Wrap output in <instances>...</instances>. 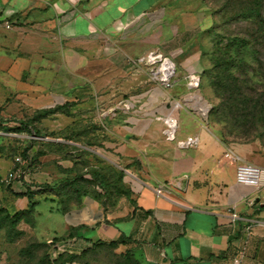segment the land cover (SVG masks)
I'll list each match as a JSON object with an SVG mask.
<instances>
[{"label": "crops", "instance_id": "0c3cea01", "mask_svg": "<svg viewBox=\"0 0 264 264\" xmlns=\"http://www.w3.org/2000/svg\"><path fill=\"white\" fill-rule=\"evenodd\" d=\"M169 1L0 0V49L17 48L39 64L30 72L38 81L30 84L31 102L36 109L63 106L64 126L82 129L77 139L49 138L45 158L9 188L49 184L55 196L82 174L80 195L70 199L56 233L75 240L70 255L117 241L137 264H264V185L238 183L237 163L224 154L250 160L248 145L224 142L203 120L211 104L187 81L201 68L200 54L174 51L171 88L139 61L160 43L148 36L164 32ZM169 117L178 123L175 139ZM190 136L197 144L182 147ZM72 148L83 152L74 162ZM98 170L116 171L121 181L111 178L104 188L92 174Z\"/></svg>", "mask_w": 264, "mask_h": 264}, {"label": "rangeland", "instance_id": "374dc122", "mask_svg": "<svg viewBox=\"0 0 264 264\" xmlns=\"http://www.w3.org/2000/svg\"><path fill=\"white\" fill-rule=\"evenodd\" d=\"M260 1H263L264 14V0ZM224 3L225 0H171L167 7L166 20L162 26L164 32L161 34V31H158L148 36L152 44L158 40V37L160 40V43L152 45L151 51H159L169 58L175 50L177 56H186L194 52L200 54L201 68L193 70L189 76L194 73L200 75V86L194 90L196 93L205 95L202 101L206 99L211 104L208 115L203 116V120L209 122L212 130L220 136L227 131L226 127L235 125V120L228 116V109L225 108L213 84L214 59L231 37H250L248 35L253 29V24L250 23L253 14L229 18L230 9L223 8ZM174 34H176L175 37ZM19 52L14 47L0 49V118L24 120L35 126L40 134L51 136L35 137L30 132L20 133L14 128V122H11L12 126L8 129L0 128V264H74V262L78 264H134L116 248H98V246L82 253L75 261L69 263L67 259L57 261L60 255L67 254L64 252L55 256L53 246L56 241L66 240V237L56 233L60 227L61 215L65 211L64 207L68 205L70 199L58 194L51 195L49 190L45 193L38 192L35 193L34 205L30 208L25 196L9 188L11 171H15L16 168H20L21 172L29 170L35 161L37 152L39 153L38 159L45 158L41 153H47L50 150L49 138L70 136L77 139L82 133V129L78 127L69 129L64 126L62 111L39 116L41 111L55 109L56 106L36 109V102H31L34 97L28 93V90L30 84L38 81L32 79L30 72L39 64L34 63L35 58L32 54H20ZM20 56H25L30 63L20 62ZM5 57L6 59L10 57L12 60H7L8 63H5ZM245 59L250 66H254V58L246 56ZM237 67L236 65L233 70L237 71ZM258 67L260 68L259 64ZM261 74L263 77L257 78ZM250 77L253 79L252 83L260 87L261 92L263 89L261 85H264V73L257 74L251 71ZM49 104L44 103L45 106ZM35 117L38 118L35 119ZM225 136L230 143H239L231 141L235 138L234 134ZM250 138L251 142L241 143L248 145L246 152L250 160L246 161L263 167L264 129L255 132ZM26 147H30L27 154L24 153ZM82 153L80 148H72L69 149L67 155L74 162L81 158ZM17 157H20L23 163H18ZM32 190L39 191L36 188ZM16 211L22 213L15 222H11L6 216L7 214L13 215Z\"/></svg>", "mask_w": 264, "mask_h": 264}, {"label": "trees", "instance_id": "16d2710c", "mask_svg": "<svg viewBox=\"0 0 264 264\" xmlns=\"http://www.w3.org/2000/svg\"><path fill=\"white\" fill-rule=\"evenodd\" d=\"M260 0H225L223 8H229V18H234L238 16H245L247 14H253V17L250 21L253 24V29L250 33V37L246 36H234L229 39V41L222 47L218 56L214 59L215 75L213 84L216 88V92L220 94V98L225 105V108L228 109V116L231 119H234L235 125L226 127L227 131H224L220 138L226 142L230 143V140L226 138L227 134H234L235 138L231 141H236L239 143L251 142L250 138L255 132H258L264 129V85H261V92L259 91L260 87L252 83L253 79L250 77V72L264 73V14L263 6ZM249 43V45H247ZM246 56H250L255 59L254 66L246 61ZM240 60V61H237ZM237 61V62H236ZM237 71H234L236 65ZM260 65V68L258 67ZM263 77L257 76V78ZM259 81L261 79H258ZM260 86V85H259ZM63 106H56L55 109L43 110L39 116H45L49 113H55L61 111ZM38 116V117H39ZM38 117H35L37 119ZM11 122H14V128L20 133L30 132L35 137H49L51 135L45 134L42 135L36 129L35 126L29 124L28 122L21 119H3L0 118V128L8 129L11 127ZM58 137V136H53ZM256 137V135H255ZM50 146L53 145L52 141H48ZM30 147H26L24 153L27 154ZM42 155L46 154L45 152L41 153ZM38 156V157H37ZM35 161L39 158V153L37 152ZM34 161V162H35ZM17 169V168H16ZM111 171V170H109ZM102 171L92 172L94 178L97 180L98 184L102 185L104 188H107L106 181L114 178L116 183L121 181L122 175L115 171V173ZM110 173V174H109ZM82 174L77 173L70 180L66 179L65 184L62 183L59 189L56 190V194L61 196H66V198H76L80 195L81 192V182ZM52 187L49 184L39 185L37 190L33 191L31 187L25 192H19L23 196H26L28 199V204L31 207L34 205L35 193H45L47 190H51ZM63 189H66L63 191ZM68 190V191H67ZM123 189H119V192ZM67 200V199H66ZM65 210L68 206L64 207ZM22 212L16 211L13 215L7 214V219L11 222H15ZM123 242V240L121 241ZM119 242L113 241L108 243L107 247L116 248ZM100 243L96 242L91 248L84 250L82 253H85L89 249H93L98 246ZM126 259L134 264H137L134 259L131 258L129 252L124 253ZM81 255H60L58 260L67 259V263L75 261L80 258ZM56 264V263H53Z\"/></svg>", "mask_w": 264, "mask_h": 264}, {"label": "built area", "instance_id": "2783aa9c", "mask_svg": "<svg viewBox=\"0 0 264 264\" xmlns=\"http://www.w3.org/2000/svg\"><path fill=\"white\" fill-rule=\"evenodd\" d=\"M0 26H2V21H0ZM139 61L143 64H146L151 68V75L154 81L162 84L166 88H171L174 85V77L176 74V65L174 61L164 56L161 52L152 50L145 56L141 57ZM201 77L197 74H191L189 76V86L191 89H196L200 86ZM168 126V136L171 139H175L176 131L178 128L177 120L173 117H169L166 120ZM197 144V138L194 136L188 137V139L184 142H180L182 147H190ZM224 159L226 161L236 162V179L238 183L244 184L246 186H250L256 189L261 188L264 185V168L260 165L254 164L252 162H248L240 155L235 153L232 150H227L224 154ZM18 163H23L20 157L16 158ZM22 172L20 168L15 171H11L9 173L10 179L20 178ZM158 196H162L164 194L162 188H158L156 191ZM233 221L239 219V214L234 212L232 214ZM74 239L69 240H59L54 243V255L59 256L60 254L71 250V248L75 245ZM236 263L239 262L238 259L235 260Z\"/></svg>", "mask_w": 264, "mask_h": 264}, {"label": "bare ground", "instance_id": "6f19581e", "mask_svg": "<svg viewBox=\"0 0 264 264\" xmlns=\"http://www.w3.org/2000/svg\"><path fill=\"white\" fill-rule=\"evenodd\" d=\"M198 98V97H197ZM199 99V98H198ZM205 112V111H204Z\"/></svg>", "mask_w": 264, "mask_h": 264}]
</instances>
